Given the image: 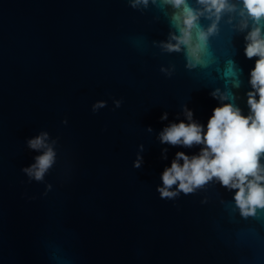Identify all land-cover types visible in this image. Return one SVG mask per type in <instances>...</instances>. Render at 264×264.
Segmentation results:
<instances>
[{"label":"water","instance_id":"95a60500","mask_svg":"<svg viewBox=\"0 0 264 264\" xmlns=\"http://www.w3.org/2000/svg\"><path fill=\"white\" fill-rule=\"evenodd\" d=\"M169 12L128 0H0V264H264V209L243 215L235 189L215 179L173 198L157 190L178 150L200 148L161 143L159 131L184 119L185 103L207 124L218 104L209 93L224 84L222 72L189 70L182 52L160 46ZM219 39L242 69L233 91L247 110L256 57L227 25ZM42 131L56 161L36 180L23 168L38 154L27 139Z\"/></svg>","mask_w":264,"mask_h":264},{"label":"clouds","instance_id":"9594fccd","mask_svg":"<svg viewBox=\"0 0 264 264\" xmlns=\"http://www.w3.org/2000/svg\"><path fill=\"white\" fill-rule=\"evenodd\" d=\"M133 8L157 4L162 10L170 9V32L159 42L168 51L182 52L185 67L200 70L207 76L221 74L223 86L211 89L210 95L218 100L207 124L194 116L186 103L182 106L184 119L172 120L158 133L161 143L192 147L199 151L187 153L178 150L170 165L161 173L162 183L157 190L162 198H173L181 191H195L215 179L228 189H235L233 198L243 215L264 209V0H128ZM224 25L233 32L243 33L244 53L256 57L249 70L245 110L237 102L233 89L241 85V71L235 60L226 55L230 41L219 39ZM174 68V66H173ZM173 68L161 67L172 74ZM122 104L121 99L114 101ZM106 101H96V110ZM179 115V114H178ZM163 112L160 119L167 120ZM152 130L151 125L148 126ZM27 144L38 154L23 171L32 179L42 180L56 161L55 141L42 131L29 137ZM134 167L143 163L142 149ZM166 159L167 148L162 149ZM176 187L173 188L172 186Z\"/></svg>","mask_w":264,"mask_h":264}]
</instances>
